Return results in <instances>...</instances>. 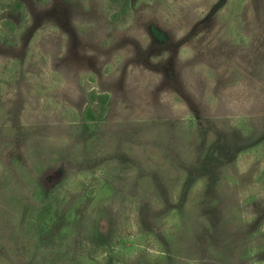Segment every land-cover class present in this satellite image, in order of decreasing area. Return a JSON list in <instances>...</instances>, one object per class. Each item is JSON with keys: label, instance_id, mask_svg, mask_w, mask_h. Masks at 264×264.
I'll list each match as a JSON object with an SVG mask.
<instances>
[{"label": "rangeland", "instance_id": "374dc122", "mask_svg": "<svg viewBox=\"0 0 264 264\" xmlns=\"http://www.w3.org/2000/svg\"><path fill=\"white\" fill-rule=\"evenodd\" d=\"M0 264H264V0H0Z\"/></svg>", "mask_w": 264, "mask_h": 264}, {"label": "trees", "instance_id": "16d2710c", "mask_svg": "<svg viewBox=\"0 0 264 264\" xmlns=\"http://www.w3.org/2000/svg\"><path fill=\"white\" fill-rule=\"evenodd\" d=\"M15 26H13L14 28ZM110 99V95L108 93H103V94H97L95 91H90L89 92V100L90 103L86 106V109L84 111V120L90 125H92L95 121L93 119V112H92V105L91 102L95 101H100L101 102V116L105 115L106 112L108 111V102Z\"/></svg>", "mask_w": 264, "mask_h": 264}]
</instances>
